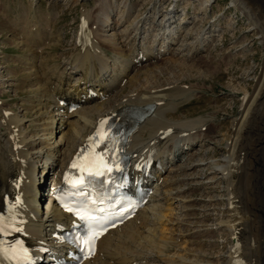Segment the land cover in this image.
I'll return each mask as SVG.
<instances>
[{"label": "bare ground", "instance_id": "bare-ground-1", "mask_svg": "<svg viewBox=\"0 0 264 264\" xmlns=\"http://www.w3.org/2000/svg\"><path fill=\"white\" fill-rule=\"evenodd\" d=\"M47 1L52 6L47 21L58 15L61 17L62 13L56 12L61 0ZM127 1L96 0L95 8H83L74 52L66 61L70 72L64 70L59 76L47 79L49 74L45 69L41 70L44 58L38 54L45 47L57 44H53L56 40L48 31L50 24L46 29L48 33L40 31L41 21H37L40 16H34L33 29L20 43V46L33 43L38 53L24 61L31 66L29 70L34 69L39 80L24 85V88L36 87L39 91L31 105L38 120L33 123L38 129L33 137L26 136L24 120L13 116L8 118L7 129L0 130V217L6 228L13 224L20 228L6 237L5 233L0 234V246L8 241L23 244L33 252V264H37L42 253L53 246L59 247L56 254L64 253L60 235L77 222L58 207L57 189L72 177L73 163H78V157L87 150L95 134L105 127V122L115 119L126 108L154 105L153 114L131 134L126 145V154L132 163L130 173L137 178L147 177L145 182L151 191L149 202L133 220L100 238L96 254L83 264H176L178 258L170 257L173 242L164 239L167 238L166 232L161 225L170 222L175 215L177 223L183 221L182 224L191 226L186 218L196 209L188 205L192 200L187 201L185 196L196 190H203L202 196L210 198L199 199L204 201L200 211L205 216H214L211 212L213 203L216 202V208L219 203H224L228 220L216 221L217 228L205 225L204 221L193 232L200 238H211L215 246L219 245V235L224 233L230 248L221 258L214 256L199 260L180 256L179 264H264V63L261 75L255 76L254 91L239 96L238 116L228 134L216 131L220 126L214 122L218 116L215 111L207 118L169 119L182 102L193 97L186 94V97H174L164 88L153 90L144 86L129 89L126 95L121 92L123 87L131 88L138 82V75L130 78V74L169 52L182 34L181 24L185 26L191 22L187 15L182 20L179 18L182 0H171L165 7L161 4L163 0H154L141 9L143 12L139 16L129 21L141 0ZM75 2L78 4L79 1ZM188 2L191 1L185 3ZM215 2L206 0L202 6L201 13L207 18ZM232 4L248 17L249 26L244 34L253 33V38L264 48V0H232ZM192 6L185 5V8ZM162 13V21L155 23ZM114 16L116 21L110 22ZM211 22L221 27L219 22ZM220 31L214 30L216 33ZM193 34L190 27L185 36L187 44L181 45L180 50L184 52L191 47L188 38L191 39ZM205 35L203 29L199 43L189 54L191 57L196 58L211 48L212 40ZM238 48H235V55L240 53L244 58L250 57L249 48L241 47L239 51ZM109 52L112 56H108ZM64 87L69 88L65 90ZM245 87L241 91L246 90ZM72 108L76 109L72 111ZM5 116L10 117V114ZM75 118L77 126L72 125ZM67 126L71 130L65 136L62 131ZM218 137L221 139L217 140ZM219 150L224 153L217 157ZM37 161L42 163L40 171ZM49 175L53 182L51 187H46ZM217 183L221 184V194L216 196L213 193L219 186ZM166 204L171 208L168 209ZM247 214L249 222L246 225L244 215ZM169 224L173 226L175 223ZM45 227H48L45 229L49 230L47 233L43 232ZM251 237L256 243L254 259L249 248H245Z\"/></svg>", "mask_w": 264, "mask_h": 264}, {"label": "rangeland", "instance_id": "rangeland-1", "mask_svg": "<svg viewBox=\"0 0 264 264\" xmlns=\"http://www.w3.org/2000/svg\"><path fill=\"white\" fill-rule=\"evenodd\" d=\"M75 1H79L78 4H76ZM187 1L191 2L185 3L186 0H182L180 3L179 18L182 20L183 17L187 15L191 23L185 26L184 24H181L182 27L180 28L182 29V34L175 44L171 46L169 52L165 53L154 62L143 64V66H140V68L130 74V78L135 74L138 75V82L133 83L131 88H126L127 86L125 88L123 87L124 91H122L121 94L126 95L129 89L134 87L141 88L144 86L143 88L146 89L154 88L161 90L166 89L165 91L169 90V92H167L169 94L171 93L170 95L174 97L184 94L192 96V99L182 102L178 106V109L175 110L174 115L169 116V119L207 118L209 114H212L215 111L218 116L214 119V122L220 126L216 128V131L221 132L220 134H228V130L233 127L234 119L238 116L237 105H240L241 103L239 96L250 94L249 91H254L256 85L255 76L259 77L261 75V69L264 63V48L259 44L257 39L253 38V33H250L249 35L246 33L244 34V31H246L249 26L248 17H245L240 10L232 6V0H216L213 5V10L209 12V18L201 13V8L206 0H196L194 1V5L193 0ZM128 2L129 1H127V3ZM153 2L154 0H141V5L134 10L129 21H133L141 14V12H143L141 9H144L147 4ZM169 3H171V0H163L161 4L165 7L168 6ZM185 5L188 7L193 5L191 8H187V10H189L188 13ZM50 6L51 4L47 0H0L1 131L7 129L6 125L10 123L8 118H13V116H16L14 118L24 120L25 125H23V127L26 131V136L33 137L36 135L35 130L38 129L33 123L36 122L37 119L34 115L35 111L31 105L34 104L33 101H35L36 94H38L39 91L36 87V90L35 88L33 89L30 87L24 88V85H31L38 80L34 74V69L29 70V67L31 66L24 63L26 58L32 59L38 53L36 47L33 46V43L32 45L27 44L28 47L25 44L24 46H20V43L25 41V38H27L29 32L33 29V25L36 23L34 16H40V19H37V21H41L42 27L40 31L45 33H48V31L51 32V38L56 40L55 42H52L53 44H57V46L53 45L51 48L45 47L44 50L38 54L43 55L42 58L44 59L41 61L43 69H41V67H38L37 69H45L49 74V76H47V79H49V77L59 76L64 70H66L65 72L69 71L66 61L74 52V41L76 39V34L78 33L77 30H79V25L82 22L81 12L83 8H95L96 0H61L57 6L58 11L56 10V12L62 13L61 17L58 15L57 18H54L53 20L49 19L47 21L46 17H49L50 12H52V6ZM163 7H161V9ZM184 12L187 14L184 15ZM162 15L163 13L157 21L155 20V23L162 21V18H164ZM114 18L115 16L113 19ZM212 20L219 22L221 27H217L218 23H213L211 22ZM112 21L115 22L116 18L110 22ZM48 24H50V27L49 30L46 31ZM190 27L194 33L191 36V39L188 38V43H191V47L189 46L187 49L185 48L186 50L183 52V50H180L182 48L181 45L187 44L185 36ZM203 29L206 34L205 36H210L209 40H212L210 43L211 48L202 55L193 58L189 54L190 52L193 53V49L199 43L198 38L202 35ZM215 29H221V31L216 33L214 32ZM121 30L122 27L117 32L120 33ZM147 39H149V41L152 40V38ZM149 41L147 40L146 43L148 44ZM159 45H161V43H159ZM236 47H240V49H237L238 51L241 50V47L249 48L251 54L250 57L247 56L244 58V54L240 53H238L239 55H235ZM108 56H112V54L109 52ZM41 70H39V75H41ZM225 83H227L226 86ZM245 86H247V89L241 91ZM68 88L69 87H64L65 90ZM121 90L122 89L118 90L116 94L120 93L119 91ZM191 92H193L194 95H192ZM186 95L183 97H186ZM7 113L10 114V117L5 116ZM77 121L76 118L73 119L72 125L77 126ZM80 126L81 125H79V127ZM70 130L71 127L67 126L63 129L62 134L66 136L70 134ZM220 139V137L217 138V140ZM223 153V150H219L216 152V156L220 157ZM38 160H40V157H38ZM36 163L40 171L42 163L40 161H37ZM60 169L61 168L59 167L58 170ZM50 176L51 175L47 177L46 187L52 186L53 179H51ZM182 185L183 184H181V186ZM217 185L219 186L214 190L215 193H213L216 196L221 194V184L217 183ZM201 192H203V190H196L190 193L187 192L185 196L187 201L192 200L188 205L191 206L192 209H196L190 211V219L186 218L191 226L188 224H182L181 222L183 221H178V223H180L178 224L175 215L170 218V222L162 224L164 227L161 225V229L164 228L166 232L167 238L164 239L173 242L170 257H174L175 260L178 258L176 264H179L180 256L199 260L214 256L221 258L227 255L230 248V242L224 233L219 235V238H217L219 245L215 246L212 244L211 238H200L193 232L195 228L200 226L204 221L205 225L209 224L213 227L215 226L214 224L216 221H219L220 223L221 221L228 220V211L224 203H219L217 208L216 202L213 203L211 212H213L214 216L212 217H207L204 215V212L200 211L204 205V201L199 199L205 198V196L210 199L208 195L202 196ZM44 193L47 194V191ZM47 197L48 196L46 195V198ZM170 202L171 201H168L167 203ZM47 203L48 201L45 202V207ZM166 205L168 206H166L168 209L171 208V205ZM174 206L176 205H173V207ZM176 212L180 213V211L178 212L177 210ZM194 213L196 214L195 218ZM244 216L245 224L247 225L249 222V215L247 214ZM141 223L143 224L142 220ZM169 223H175L173 224L174 227ZM215 227L217 228V226ZM45 229H48V227L43 229V232L47 233L49 230L46 231ZM178 234L179 236H177ZM168 237L170 239H168ZM254 245L256 246V243L252 237L247 242V245L245 244V248L246 246L247 249L249 248L248 250L252 254L253 259L255 258Z\"/></svg>", "mask_w": 264, "mask_h": 264}, {"label": "snow or ice", "instance_id": "snow-or-ice-1", "mask_svg": "<svg viewBox=\"0 0 264 264\" xmlns=\"http://www.w3.org/2000/svg\"><path fill=\"white\" fill-rule=\"evenodd\" d=\"M101 127H103V122H101ZM97 136H100V133H97ZM72 167L76 168L78 167V165L76 163H73ZM91 168H95V171L92 172ZM117 168H118V165H117ZM83 171L88 172L89 175L107 176L108 174L112 172V167L109 165L107 161L104 160L103 157H95L91 161L89 167H86L85 169H83ZM83 182H84V177L81 176L78 183L83 184ZM98 199L100 200V204H103V199L102 198H98ZM64 206L67 208L68 211L74 212V214L78 216L81 220L86 221L90 229L102 227L103 217L97 218L92 213L104 212L105 209L97 205V200L91 199L90 195L84 198V200L79 205V208L77 209L68 207L67 204H65ZM80 208H83L84 211H80L79 210ZM5 231H6V227L3 223V218L0 217V234L5 233ZM99 234H100L99 232L93 231L92 236L83 239L82 243L85 246H88L91 240L94 237L98 236ZM6 255L8 256L10 260L16 261L17 264H23L24 261H27L30 259L27 255V250L23 249L22 246H20V252H17L15 249H13L11 253H6Z\"/></svg>", "mask_w": 264, "mask_h": 264}]
</instances>
